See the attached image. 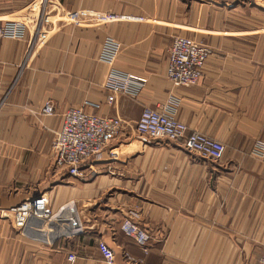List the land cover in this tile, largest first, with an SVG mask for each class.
<instances>
[{
    "label": "crops",
    "instance_id": "obj_1",
    "mask_svg": "<svg viewBox=\"0 0 264 264\" xmlns=\"http://www.w3.org/2000/svg\"><path fill=\"white\" fill-rule=\"evenodd\" d=\"M42 0H0V26ZM63 19L45 43L0 39V264H257L264 252V0H56ZM175 36L206 46L198 83L166 78ZM112 68L144 81L112 104L102 87L105 44ZM46 102L52 116L42 113ZM69 108L123 122L91 159L89 181L58 166L54 133ZM143 108L169 112L225 146L218 162L178 143L139 136ZM43 195L55 211L76 203L84 233L52 244L37 224L16 229L2 216ZM131 220L151 239L143 251L121 231Z\"/></svg>",
    "mask_w": 264,
    "mask_h": 264
},
{
    "label": "built area",
    "instance_id": "obj_2",
    "mask_svg": "<svg viewBox=\"0 0 264 264\" xmlns=\"http://www.w3.org/2000/svg\"><path fill=\"white\" fill-rule=\"evenodd\" d=\"M59 11L62 20L63 12L56 0H42L41 4L30 6L21 18L6 21L0 26V39L22 40L26 34L31 35L28 50L33 51L43 45L48 37L49 26L53 24L54 9ZM117 46L108 41L100 59L106 66L102 87L110 92L109 104L114 103L118 94L136 95L143 87L144 81L128 73H121L112 68ZM209 56L206 46L195 40L175 36L168 50V64L165 76L174 87L191 88L195 86L202 74L203 66ZM1 88V82H0ZM42 113L52 116L54 106L46 102ZM123 126L117 117H103L90 114L80 108H69L63 115L61 128L54 133L52 149L58 166L66 167L71 177L86 181L94 176L86 172L88 162L109 147L118 136ZM135 131L149 140H167L178 143L182 148L195 156L212 162H218L224 155L225 146L200 132L188 133L187 127L174 118L169 112L143 108L135 123ZM261 152L264 147L259 145ZM11 220L16 229H23L29 222L37 224L42 242L52 244L63 238H77L84 233L82 220L76 203L71 200L53 211L47 198L36 196L29 201L10 208L2 214ZM122 233L146 250L151 236L131 220L121 225ZM98 250L106 264H113L114 254L103 242H98ZM66 260L73 264L75 254H68ZM257 264H264V252Z\"/></svg>",
    "mask_w": 264,
    "mask_h": 264
},
{
    "label": "rangeland",
    "instance_id": "obj_3",
    "mask_svg": "<svg viewBox=\"0 0 264 264\" xmlns=\"http://www.w3.org/2000/svg\"><path fill=\"white\" fill-rule=\"evenodd\" d=\"M52 16H53L52 19H50L51 22H54V20H56L57 18H59V16H60L59 15V11L56 8L54 9ZM89 180H90V178L87 179L86 181H89Z\"/></svg>",
    "mask_w": 264,
    "mask_h": 264
}]
</instances>
